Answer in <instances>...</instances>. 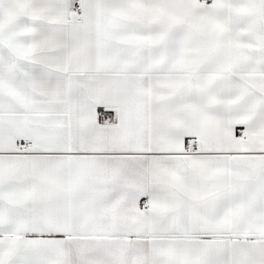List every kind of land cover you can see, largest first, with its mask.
I'll list each match as a JSON object with an SVG mask.
<instances>
[{
    "label": "snow or ice",
    "instance_id": "snow-or-ice-1",
    "mask_svg": "<svg viewBox=\"0 0 264 264\" xmlns=\"http://www.w3.org/2000/svg\"><path fill=\"white\" fill-rule=\"evenodd\" d=\"M0 264H264V0H0Z\"/></svg>",
    "mask_w": 264,
    "mask_h": 264
}]
</instances>
